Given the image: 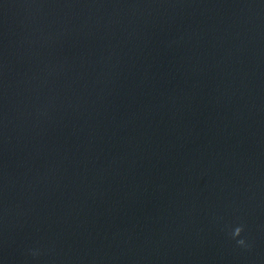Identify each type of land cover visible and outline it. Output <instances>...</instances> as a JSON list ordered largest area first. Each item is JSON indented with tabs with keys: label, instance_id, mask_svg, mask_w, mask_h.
Instances as JSON below:
<instances>
[{
	"label": "clouds",
	"instance_id": "1",
	"mask_svg": "<svg viewBox=\"0 0 264 264\" xmlns=\"http://www.w3.org/2000/svg\"><path fill=\"white\" fill-rule=\"evenodd\" d=\"M243 232V226H237L233 232H232V236L235 237H239L241 235V233ZM237 243L239 245H243L245 243V241L243 239H240L237 241Z\"/></svg>",
	"mask_w": 264,
	"mask_h": 264
}]
</instances>
